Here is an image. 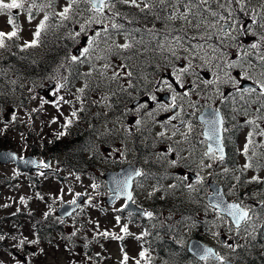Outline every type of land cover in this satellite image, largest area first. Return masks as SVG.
I'll use <instances>...</instances> for the list:
<instances>
[{"label": "rangeland", "instance_id": "obj_1", "mask_svg": "<svg viewBox=\"0 0 264 264\" xmlns=\"http://www.w3.org/2000/svg\"><path fill=\"white\" fill-rule=\"evenodd\" d=\"M54 34L74 47L40 66ZM30 55L32 71L20 58L9 62L16 75L0 67V151L50 158L53 172L0 165V219L17 217L0 220V264H165L147 248L157 231L180 246L199 236L222 260L264 258V107H254L251 90L230 92L248 89L240 86L247 80L264 96V0H109L99 11L89 0H0V66ZM138 57L147 58L144 68ZM153 65L158 73L144 71ZM143 89L132 100L152 103L131 110L121 102ZM171 92L173 103L161 102ZM123 103L134 115L128 128L112 123ZM205 107L228 111L232 162L206 153ZM100 112L107 116L96 123ZM131 163L145 170L136 191L143 208L153 206L148 222L122 213L118 199L106 202L105 174ZM210 183L251 210L240 228L209 205ZM79 195L83 204L62 221L57 211ZM33 215L57 231L50 241L38 239Z\"/></svg>", "mask_w": 264, "mask_h": 264}, {"label": "water", "instance_id": "obj_2", "mask_svg": "<svg viewBox=\"0 0 264 264\" xmlns=\"http://www.w3.org/2000/svg\"><path fill=\"white\" fill-rule=\"evenodd\" d=\"M96 10H101L104 4L108 0H89ZM244 88H256L255 85L246 82L243 85ZM168 98L166 97V100ZM198 119L204 125L203 138L207 141V153L211 154L216 152L219 157L226 158V147L223 143L224 126L223 115L219 110L213 108H205ZM15 165L19 171L25 172L29 175L35 172L46 173L47 170L40 169L41 163L36 156L19 157L15 151L1 150L0 151V165ZM44 165L48 167L49 160L44 162ZM141 171L138 166L130 165L119 172H108L105 174V180L107 182V188L111 193L107 199V204L111 205L116 202L117 199L125 198L126 206L124 211L142 214L144 217L146 212L134 206L132 200V188L133 181L139 177ZM194 180L195 177L192 176ZM211 194L208 195V203L211 207L223 216L228 217L231 223L236 228H239L242 222L249 217V212L239 202L230 201L225 195L224 188L217 183H210L209 185ZM84 197L79 196L74 204H63L57 214L62 220L67 219L74 214L75 210L83 203ZM188 252L191 256L198 261H203L206 258H211L214 261H220L221 257L215 248L204 244L203 242L193 239L188 244ZM224 264H242L232 261H224Z\"/></svg>", "mask_w": 264, "mask_h": 264}, {"label": "trees", "instance_id": "obj_3", "mask_svg": "<svg viewBox=\"0 0 264 264\" xmlns=\"http://www.w3.org/2000/svg\"><path fill=\"white\" fill-rule=\"evenodd\" d=\"M134 25H135V22L133 20V26ZM53 40H54V45H56V46L54 48H52V51L50 52L49 56H46L44 58L45 60L43 62H37L38 65L45 66L46 62L51 58V55H53L55 58H57L58 56H64L63 54H67V53L71 52L72 48L74 47V45L69 43L66 39H64L63 36H57V35L54 34V39ZM29 52H31V51L30 50L26 51V52L19 51V54L24 56V55H26ZM17 58H20L22 60V62H24L23 61L24 59L27 60L28 62H30V63H27L25 61V63H23V64H26L25 66L28 67V70H31V68H34V65H32L31 62L32 61L36 62V60L32 57V55H30L29 57L11 56V57H8L9 60H7L6 63H4V65L0 66L1 70L2 71L8 70L10 73H14L16 75L18 73V71H17L18 68H16L17 64L14 63V64L10 65L9 62H10V60H14L15 61V59L17 60ZM146 59L147 58H144V57L136 58V60H141L142 66H140V67H143V68L146 65V62L144 61ZM52 62H55V61H51L50 63H52ZM25 66L23 65V68H21L22 71H23ZM149 68L153 69L154 65L150 66ZM150 74L153 75V73H150ZM145 91H146L145 89H143V90H134L133 93L136 94V95H142V94H145L144 93ZM254 94H255L254 100L252 101V103L254 104V107L255 108L264 107V96H260L257 91L254 92ZM225 112L228 114L227 109L226 108H222V113H223V116H224V129H226L225 130V133H226V131L228 129V122L226 120V113ZM235 139L237 140L236 136H235ZM59 145L58 144L50 145V146L54 147V149L51 152L58 153V151L60 150L59 147H58ZM46 146L48 147V145H46ZM60 152H62V150ZM227 154H228L227 162H232V160H234L235 156L237 155L235 147H232V146L228 147L227 146ZM51 155H56V154H51ZM34 188H36V187H34ZM252 193H256V190L253 191ZM87 216L88 215H86V218H87ZM28 218H30L31 221L33 222V228H34V230L37 233V237H38V239L42 240V242L50 241V239L53 238V236H55V233L57 231H55V232L51 231L52 228H51V226L48 225V221H47V223L45 225V221H40L38 216L36 217V216L33 215V216H28ZM167 218H168L167 220H169L171 217L168 216ZM7 219L11 220V223H14V224L17 221V217L16 216L8 217V218H6V220ZM0 220L1 221H6L5 218H3V217ZM1 225H2V223L0 224V229L2 227ZM56 230L62 231L61 233H63L64 228L62 229L61 225L58 224L56 226ZM0 232H1V230H0ZM156 233L160 234L159 235V237L161 236L160 239H159L158 235H155ZM156 233H153L151 236L148 235L146 243H147V248H148L149 252L152 253L153 255L158 256V258L161 260V262L163 261V262H165V264H183L186 260L191 259V256H190V254L188 252L187 245L180 246L178 243L175 242V240H173V239H171L169 237V233L166 232V231L165 232L164 231H157ZM1 234H2V232H1ZM172 235H174V232L172 233ZM61 236H63V235H61ZM71 236H72V238H74V240L75 239L77 240V238H78V236H75L74 234H72ZM177 236L178 235H176V237ZM151 238L159 239L160 242H156V243L153 244L151 242ZM4 242H6V241H4ZM4 242L1 243V241H0V245L3 246V247H6V243H4ZM70 242H72V241H70ZM143 244L146 247V244L145 243H143ZM73 250H74V247L71 246L70 251H73ZM86 251H87V248L83 247L84 255L88 256L86 254ZM263 253H264V251H263ZM245 258L247 260L245 262H243V263H246V264H264V258L263 257H256L254 255V257H252L251 259L247 258V257H245ZM197 262H200V261H197ZM143 264H145V263H143Z\"/></svg>", "mask_w": 264, "mask_h": 264}, {"label": "flooded vegetation", "instance_id": "obj_4", "mask_svg": "<svg viewBox=\"0 0 264 264\" xmlns=\"http://www.w3.org/2000/svg\"><path fill=\"white\" fill-rule=\"evenodd\" d=\"M192 3V2H191ZM179 34V33H178ZM146 73H158V71H157V69H155V68H153V69H151V68H147V69H145L144 70ZM162 71V68H160L159 69V72H161ZM245 81H247V80H245ZM251 82V81H250ZM242 85V84H241ZM240 85V86H241ZM260 88V87H259ZM230 90V89H229ZM249 90H251L252 92H256L257 91V89L255 90V89H243L242 87L240 88V89H237L236 87H232L231 88V90H230V92L232 93V95L233 94H237V93H241V91L243 92V93H246V91H249ZM132 91L130 90L129 91V94L126 96V99H124L125 101H121V102H126L127 104H128V102H131L130 104V108H131V110H134V108L135 107H137V106H139L142 102H147V101H149V103H152L151 102V99H150V96H147V97H145L146 99H144V100H136V101H134V100H132V95H135L133 92L131 93ZM258 92V91H257ZM261 94V93H260ZM150 95H152V94H150ZM172 95H173V92H171V93H167L166 95H165V97H167V98H169V102H165L164 100H162L163 99V96L162 97H160V100H161V102H165V103H171L172 102V100H173V97H172ZM146 96V95H145ZM253 99H254V96H255V94L253 93L252 95H250ZM263 96V95H262ZM224 99L225 98H227V96L224 94ZM172 99V100H171ZM114 100H116V99H114ZM118 101V100H117ZM117 101H116V103H117ZM124 103L121 105V107H122V111H118L117 109H115L116 110V112L114 113V116H113V119H112V123H118V121H120V120H122L123 121V125L125 126V128H128V126H129V122L131 121V120H133L134 119V115H133V113H132V111H129V109H127L125 106H124ZM173 103V102H172ZM171 103V104H172ZM227 103L228 104H230L231 103V100H228L227 101ZM152 105V104H151ZM226 108V107H225ZM126 109V110H125ZM179 110H181L180 109V107H178V106H174V107H172L171 108V112L173 113V114H177L178 113V111ZM231 113V112H230ZM106 116L107 115H104V114H102L101 112H100V118H97L96 119V123H99V122H103V119L104 118H106ZM165 119H166V117H165ZM179 124V126L180 125H182L183 124V122L181 121V122H179L178 123ZM117 125V124H116ZM164 129H166L165 127H163ZM129 135V132L128 131H126V133H125V135H124V137H122V138H125V136H128ZM204 140V139H203ZM38 158V157H37ZM38 160L40 161V163H41V166H40V169H43V170H47V172L46 173H42V172H40V171H38V172H35L34 174H37V175H40V174H43V175H48V174H50L51 172H53L51 169H50V165L52 164V160L50 159V158H48V159H46V160H49V165H48V167H46L45 165H44V162L46 161V160H41V159H39L38 158ZM187 164V163H186ZM130 165H134V166H138L139 167V169H140V171H141V174L139 175V177L134 181V184H133V189H132V203H133V205L134 206H136V207H138V208H140L141 210H143L144 212H146L147 213V216H143L142 214H137V213H131L132 215H135V216H138V217H142L144 220H147L146 222H148L149 221V217L151 216V213H152V211H153V206L150 204V206L148 207V208H143V205L142 204H144L143 202H142V200H140V198H139V195H138V193H137V191H136V185L141 181V179L142 178H144L145 177V175H144V173H145V170H144V168L142 167V166H140V165H136V164H128V165H125V167H127V166H130ZM122 168H124V167H122ZM122 168H118L117 169V171H114V172H118V171H120ZM51 171V172H50ZM50 172V173H49ZM181 174H182V171H181ZM78 198V197H77ZM77 200V199H76ZM120 201L121 202H123L124 203V206H125V204H126V200L125 199H120ZM142 203V204H141ZM124 206H123V208H124ZM123 208L120 210L122 213H124L125 211L123 210ZM250 212H251V210L250 209H248ZM124 211V212H123ZM118 212V211H117ZM249 212V213H250ZM130 213V212H129ZM252 213V212H251ZM145 222V221H144ZM195 238H199L200 240H201V238L199 237V236H195ZM221 254H222V252H221Z\"/></svg>", "mask_w": 264, "mask_h": 264}]
</instances>
